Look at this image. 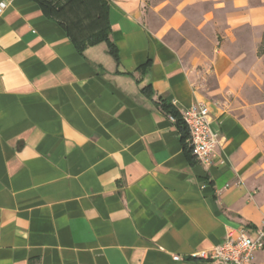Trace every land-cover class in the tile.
Returning <instances> with one entry per match:
<instances>
[{
	"label": "crops",
	"instance_id": "1",
	"mask_svg": "<svg viewBox=\"0 0 264 264\" xmlns=\"http://www.w3.org/2000/svg\"><path fill=\"white\" fill-rule=\"evenodd\" d=\"M105 1L118 61L96 0H0V264H219L264 227V0ZM160 100L209 104L212 166Z\"/></svg>",
	"mask_w": 264,
	"mask_h": 264
},
{
	"label": "built area",
	"instance_id": "2",
	"mask_svg": "<svg viewBox=\"0 0 264 264\" xmlns=\"http://www.w3.org/2000/svg\"><path fill=\"white\" fill-rule=\"evenodd\" d=\"M5 4L0 6V12ZM188 130V147L198 163L210 167L214 164L219 135L212 131L211 110L208 103L199 102L179 112ZM176 122L174 116H169ZM264 250V227L252 236L246 229H229L224 241L208 250L197 252L194 260L219 264H255L257 252ZM176 261L179 257L174 258Z\"/></svg>",
	"mask_w": 264,
	"mask_h": 264
},
{
	"label": "trees",
	"instance_id": "3",
	"mask_svg": "<svg viewBox=\"0 0 264 264\" xmlns=\"http://www.w3.org/2000/svg\"><path fill=\"white\" fill-rule=\"evenodd\" d=\"M87 0H38L41 7L44 9V11L49 15L60 13L64 10H67V8L71 7L74 3L79 2L83 5H85ZM102 7V11L100 14H96L91 16L90 24H88L90 27H94L93 30L87 32V34L81 33L82 38H73V42L76 46V49L78 52L82 55L84 51L88 47L96 46L102 43H106L109 48L110 55L118 61V50L115 44L110 39V33L111 28L108 20V6L105 0H96ZM89 15V14H88ZM264 44V41H263ZM263 48V47H262ZM150 65V62L146 64L147 69ZM148 96H152L151 90L149 88H145L144 91ZM159 104L163 111L168 114L169 116H174L176 118V122L180 129H183V131L186 130V126L184 125L180 113L178 110H176L174 105L167 104L165 101L160 100ZM188 136H184L186 138ZM186 147V146H185ZM187 148V147H186ZM188 149V148H187ZM191 150H189V153ZM192 154V153H191ZM194 158V157H193Z\"/></svg>",
	"mask_w": 264,
	"mask_h": 264
}]
</instances>
